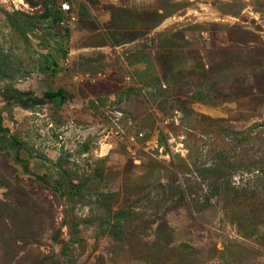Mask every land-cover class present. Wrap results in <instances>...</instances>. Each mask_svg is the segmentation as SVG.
Returning <instances> with one entry per match:
<instances>
[{"label":"rangeland","instance_id":"rangeland-1","mask_svg":"<svg viewBox=\"0 0 264 264\" xmlns=\"http://www.w3.org/2000/svg\"><path fill=\"white\" fill-rule=\"evenodd\" d=\"M1 119L0 264H264V0H0Z\"/></svg>","mask_w":264,"mask_h":264},{"label":"trees","instance_id":"trees-1","mask_svg":"<svg viewBox=\"0 0 264 264\" xmlns=\"http://www.w3.org/2000/svg\"><path fill=\"white\" fill-rule=\"evenodd\" d=\"M57 10L55 6L50 5L46 12V23L50 26H55L60 23V20L56 16ZM47 62L50 64V66L56 64L54 59L52 57H47ZM10 92L7 93L8 96H10L15 103H17L21 108L28 110L35 108L39 105H41L43 102H51L55 103L57 105H62L66 102V91L64 89L59 90H48L43 98H38L34 95H32L30 92H24L15 88H10ZM0 129L2 130V119L0 120ZM72 188H74L73 191L78 192L80 188L77 189V186L75 184H72ZM56 189L58 191H62L60 186H56Z\"/></svg>","mask_w":264,"mask_h":264},{"label":"built area","instance_id":"built-area-1","mask_svg":"<svg viewBox=\"0 0 264 264\" xmlns=\"http://www.w3.org/2000/svg\"><path fill=\"white\" fill-rule=\"evenodd\" d=\"M61 7H62V11L63 12H67V11H69L71 9V6L69 5L68 2L62 3Z\"/></svg>","mask_w":264,"mask_h":264}]
</instances>
